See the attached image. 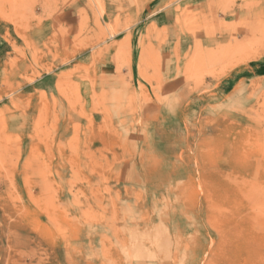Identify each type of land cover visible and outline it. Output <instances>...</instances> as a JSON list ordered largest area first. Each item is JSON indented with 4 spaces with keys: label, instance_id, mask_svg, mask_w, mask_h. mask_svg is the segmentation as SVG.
Masks as SVG:
<instances>
[{
    "label": "rangeland",
    "instance_id": "obj_1",
    "mask_svg": "<svg viewBox=\"0 0 264 264\" xmlns=\"http://www.w3.org/2000/svg\"><path fill=\"white\" fill-rule=\"evenodd\" d=\"M60 2L0 0V264H264V0Z\"/></svg>",
    "mask_w": 264,
    "mask_h": 264
},
{
    "label": "crops",
    "instance_id": "obj_2",
    "mask_svg": "<svg viewBox=\"0 0 264 264\" xmlns=\"http://www.w3.org/2000/svg\"><path fill=\"white\" fill-rule=\"evenodd\" d=\"M45 2H46V6H47V8H49V9H51V8H53V7H55V8H57L58 10H59V13H60V17H62V15L63 14H65V13H69V11H70V9H68L67 8V6L66 7H64V9L62 8V7H60V6H62V3L60 2V0H59V2H58V0H45ZM105 10H106V12L108 13V12H110V8H109V6L107 7H105ZM72 13V12H71ZM201 41V48L203 49V50H205L206 52H208V53H210L211 52V50H212V47L213 46H206L205 44H204V41L203 40H200ZM183 46H185L182 42L179 44V50L181 51V49H182V47ZM195 46V44H190V45H188L187 46V49H189V50H191L193 47ZM133 68V67H132ZM170 69L171 68H169V71H170ZM169 71H167V74L165 73V72H163L162 73V79H163V81L165 82V86L169 83V84H171L172 82H173V80H166L167 78L168 79H173V78H171V73L169 72ZM174 82H175V80H174Z\"/></svg>",
    "mask_w": 264,
    "mask_h": 264
}]
</instances>
